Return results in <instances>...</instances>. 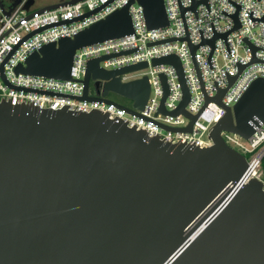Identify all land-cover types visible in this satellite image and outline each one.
Wrapping results in <instances>:
<instances>
[{
	"label": "water",
	"instance_id": "water-1",
	"mask_svg": "<svg viewBox=\"0 0 264 264\" xmlns=\"http://www.w3.org/2000/svg\"><path fill=\"white\" fill-rule=\"evenodd\" d=\"M133 1L147 28L166 25L162 0H128L71 37L42 45L14 71L70 79L76 49L131 32ZM0 9L7 14L11 8ZM115 55L86 61L76 99L100 100L111 91L141 110L146 77L121 83L118 75L145 63L98 66ZM151 64L172 65L182 88L179 105L166 112L161 75L158 111L189 117L184 128L163 127L189 132L196 115L183 109L188 93L178 59L167 55ZM89 80L93 95L87 94ZM223 92L212 100L219 103ZM224 110L209 130L211 144L197 147L147 137L96 110L0 101V264H264L263 182L246 179L244 156L220 136L229 131L247 139L264 122V80L254 79Z\"/></svg>",
	"mask_w": 264,
	"mask_h": 264
},
{
	"label": "built area",
	"instance_id": "built-area-1",
	"mask_svg": "<svg viewBox=\"0 0 264 264\" xmlns=\"http://www.w3.org/2000/svg\"><path fill=\"white\" fill-rule=\"evenodd\" d=\"M127 2L77 0L41 12L25 11L18 5L7 14L0 9V101L38 109L96 110L105 113L110 120L144 131L147 137L209 146V130L223 116L224 107L231 108L254 79L264 80V0H162L167 23L157 28L146 27L142 8L133 1L128 6L131 32L76 49L69 69L70 79L14 71L16 65H23L27 56L42 45L71 37ZM110 54L117 55L100 60V68L114 70L145 63L142 68L118 75L121 83L146 77L148 93L141 110L132 109L131 101L125 106L109 99L107 94L100 100L76 99L82 95L86 61ZM167 55H174L179 61L188 93L183 109L190 116L196 115L189 132L163 127L184 128L189 123L188 116L158 111L163 97L161 75L166 88L162 101L164 110H174L182 98L174 67L151 64L152 59ZM230 77L233 80L229 83ZM92 82L89 80L87 90L91 95L94 94L93 89L89 90ZM218 90H224L219 103L212 100ZM206 98L209 100L205 103ZM253 127L247 139L229 131H221L220 136L226 145L244 156L246 179L255 177L264 186L260 170L264 156V122Z\"/></svg>",
	"mask_w": 264,
	"mask_h": 264
},
{
	"label": "flooded vegetation",
	"instance_id": "flooded-vegetation-1",
	"mask_svg": "<svg viewBox=\"0 0 264 264\" xmlns=\"http://www.w3.org/2000/svg\"><path fill=\"white\" fill-rule=\"evenodd\" d=\"M67 1L68 0H0V6L4 8H13L20 5L26 10H37L49 6H59Z\"/></svg>",
	"mask_w": 264,
	"mask_h": 264
},
{
	"label": "rangeland",
	"instance_id": "rangeland-1",
	"mask_svg": "<svg viewBox=\"0 0 264 264\" xmlns=\"http://www.w3.org/2000/svg\"><path fill=\"white\" fill-rule=\"evenodd\" d=\"M134 73H136V72H134ZM137 73H138V71H137ZM89 90H90V92H92V87L91 86H90ZM107 97L109 99H111V100H113L115 102H118V103H120L122 105H125V106H128L130 104V100H128L127 98H124V97H122V96H120V95H118V94H116L114 92H111V91H109L107 93ZM263 180H264V176H263Z\"/></svg>",
	"mask_w": 264,
	"mask_h": 264
},
{
	"label": "trees",
	"instance_id": "trees-1",
	"mask_svg": "<svg viewBox=\"0 0 264 264\" xmlns=\"http://www.w3.org/2000/svg\"><path fill=\"white\" fill-rule=\"evenodd\" d=\"M260 170L264 176V156L260 160Z\"/></svg>",
	"mask_w": 264,
	"mask_h": 264
}]
</instances>
